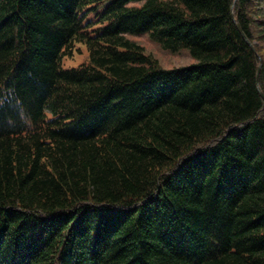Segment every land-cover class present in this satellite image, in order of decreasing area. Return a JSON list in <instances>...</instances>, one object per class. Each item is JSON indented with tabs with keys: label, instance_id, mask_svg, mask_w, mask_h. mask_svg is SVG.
Masks as SVG:
<instances>
[{
	"label": "trees",
	"instance_id": "trees-1",
	"mask_svg": "<svg viewBox=\"0 0 264 264\" xmlns=\"http://www.w3.org/2000/svg\"><path fill=\"white\" fill-rule=\"evenodd\" d=\"M101 1L0 0V264H264V0Z\"/></svg>",
	"mask_w": 264,
	"mask_h": 264
},
{
	"label": "rangeland",
	"instance_id": "rangeland-1",
	"mask_svg": "<svg viewBox=\"0 0 264 264\" xmlns=\"http://www.w3.org/2000/svg\"><path fill=\"white\" fill-rule=\"evenodd\" d=\"M109 0L101 1L96 7L87 10L84 14V19L91 23L92 27L99 25L100 11L107 4ZM131 40L143 46L144 51L154 55L163 68H173L178 66H185L194 63L195 58L189 53L186 48H182L177 52H171L164 49L159 43L150 39L148 33L140 35H130ZM88 62V52L83 43H76L72 48V52L64 55L61 58V66L63 68L77 67L81 63Z\"/></svg>",
	"mask_w": 264,
	"mask_h": 264
},
{
	"label": "water",
	"instance_id": "water-1",
	"mask_svg": "<svg viewBox=\"0 0 264 264\" xmlns=\"http://www.w3.org/2000/svg\"><path fill=\"white\" fill-rule=\"evenodd\" d=\"M237 27H238L239 30H241L240 27L238 26V24H237ZM258 72H259V67H258L257 75H256V76H258ZM258 90H259L260 94L262 95V92L260 91L259 87H258ZM262 96H263V95H262Z\"/></svg>",
	"mask_w": 264,
	"mask_h": 264
}]
</instances>
